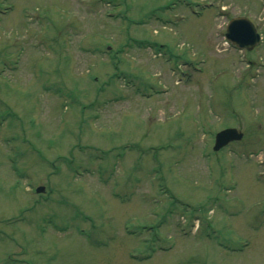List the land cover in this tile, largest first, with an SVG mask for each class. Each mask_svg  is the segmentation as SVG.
I'll list each match as a JSON object with an SVG mask.
<instances>
[{"label": "rangeland", "instance_id": "obj_1", "mask_svg": "<svg viewBox=\"0 0 264 264\" xmlns=\"http://www.w3.org/2000/svg\"><path fill=\"white\" fill-rule=\"evenodd\" d=\"M263 8L0 0V264H264Z\"/></svg>", "mask_w": 264, "mask_h": 264}, {"label": "water", "instance_id": "obj_2", "mask_svg": "<svg viewBox=\"0 0 264 264\" xmlns=\"http://www.w3.org/2000/svg\"><path fill=\"white\" fill-rule=\"evenodd\" d=\"M227 36L240 46H247L248 48H252L260 40V35L257 33L254 24L246 17L233 18L228 25ZM242 136L243 133L235 127L225 128L217 133L214 148L219 149L229 141L240 139ZM38 190H44V187L41 186Z\"/></svg>", "mask_w": 264, "mask_h": 264}]
</instances>
